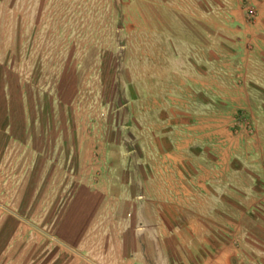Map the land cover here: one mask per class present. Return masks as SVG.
Masks as SVG:
<instances>
[{"label":"rangeland","instance_id":"rangeland-1","mask_svg":"<svg viewBox=\"0 0 264 264\" xmlns=\"http://www.w3.org/2000/svg\"><path fill=\"white\" fill-rule=\"evenodd\" d=\"M211 92L234 98L213 103L264 156V5L0 0V264H71L76 190L106 179L118 145L145 157L157 119Z\"/></svg>","mask_w":264,"mask_h":264},{"label":"crops","instance_id":"crops-1","mask_svg":"<svg viewBox=\"0 0 264 264\" xmlns=\"http://www.w3.org/2000/svg\"><path fill=\"white\" fill-rule=\"evenodd\" d=\"M207 95L157 119L145 157L118 145L106 179L76 190L62 216L71 264H264V156L213 103L234 98Z\"/></svg>","mask_w":264,"mask_h":264}]
</instances>
